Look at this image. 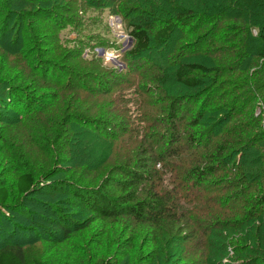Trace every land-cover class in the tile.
I'll return each mask as SVG.
<instances>
[{
	"label": "rangeland",
	"instance_id": "rangeland-1",
	"mask_svg": "<svg viewBox=\"0 0 264 264\" xmlns=\"http://www.w3.org/2000/svg\"><path fill=\"white\" fill-rule=\"evenodd\" d=\"M212 1L224 16L205 17L203 0H0V247L32 246L44 264H264V205L251 213L264 192V57L238 0ZM137 17L153 20L151 38L175 26L133 56ZM183 63L197 66L198 88L178 85ZM15 89L29 102L18 105ZM221 142L219 173L194 190L191 164L207 167ZM147 160L154 182L138 198L151 185L168 205L151 222L99 220L50 185L95 189ZM23 173L33 191L13 206Z\"/></svg>",
	"mask_w": 264,
	"mask_h": 264
},
{
	"label": "trees",
	"instance_id": "trees-1",
	"mask_svg": "<svg viewBox=\"0 0 264 264\" xmlns=\"http://www.w3.org/2000/svg\"><path fill=\"white\" fill-rule=\"evenodd\" d=\"M203 2L204 5L202 10L206 13L204 15L205 17L217 18L224 16V9L221 6L217 5L212 0H203ZM233 9L237 10L240 14L250 16L251 24L255 25L254 29L256 30L257 35L254 39L249 37V43L252 44L251 48L255 50L256 54L264 57V0H238L237 7H233ZM191 12V10H184L183 12L178 13L177 20L188 26L194 18V15H192ZM153 23L154 22L151 19L145 20L137 17V19L129 25L127 31L128 35L135 42L131 55L138 56L147 52L151 49L153 43L168 38L175 26L173 22L169 25H166L165 23L155 32L153 38H151L152 27L155 28ZM196 68L197 66L195 65L183 63L176 71L175 78L178 85L182 87L198 88L199 82L190 77V75L197 70ZM13 93L15 97L14 101H17L18 105H23V103L26 104L29 102L26 95L20 94V90L15 89ZM172 106L174 107H172L171 111L174 112V115H178L181 109L176 107L175 102ZM186 123L193 128L198 124L195 122L194 117L187 120ZM191 134L192 132L187 133L186 135L190 136ZM190 137H192V135ZM194 140H196L195 137ZM194 142L191 144V152L193 151L192 154H194V150L197 148ZM215 146V149L208 153L209 164L207 167L201 168L200 166L193 164H191V167L189 166V179L187 182L192 183L194 190L195 188L197 190L198 188H201L203 181L205 182L207 179L214 177L216 173H219L217 172V167H215V165L225 159L224 157L225 152H227V147L226 143L223 142ZM149 161L147 160L145 163L140 164L137 163L132 167L121 166L117 168L114 176L106 177L100 187L95 189L81 187L77 184H71L65 181H55L50 185L55 190L67 192L73 201H77L82 206L89 209L93 216L99 220H106L117 215L125 214L134 216L138 219H146L151 222L156 219L157 216L159 217L164 211H166L168 205L166 202L167 200L160 198L157 195V191L151 187L154 180L152 174L149 173L147 169L148 165L146 164ZM250 179L253 180L255 177L250 176ZM245 180L249 179L246 178ZM34 183L33 177L28 173H23L16 178V196L13 206H17L21 197L27 196L33 191ZM150 183V190L146 192V199H139V196L143 193L145 194L144 186ZM194 183L196 184L195 187ZM109 188H116L123 191L124 195H120L116 199L110 195ZM260 190L264 191L262 187H260ZM262 194L263 196H261L260 199H256L259 196L254 198L256 200H253L251 213L256 212L258 206L262 207L264 205V192H262ZM8 199V188L5 183L0 181V208H5ZM257 213L259 215L260 212L257 211ZM258 215H256L255 218H257ZM232 226L235 225L232 224ZM247 226H250V224ZM39 229L43 228L39 227ZM247 240L257 244L255 241L256 238H249ZM0 264H44V262L41 260L40 252L32 246L27 245L24 247L15 244H7L0 247ZM96 264H107V262H98Z\"/></svg>",
	"mask_w": 264,
	"mask_h": 264
}]
</instances>
